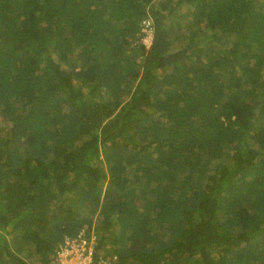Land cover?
<instances>
[{
	"label": "trees",
	"instance_id": "obj_1",
	"mask_svg": "<svg viewBox=\"0 0 264 264\" xmlns=\"http://www.w3.org/2000/svg\"><path fill=\"white\" fill-rule=\"evenodd\" d=\"M84 228L95 262L264 264V0H0V264Z\"/></svg>",
	"mask_w": 264,
	"mask_h": 264
},
{
	"label": "built area",
	"instance_id": "obj_2",
	"mask_svg": "<svg viewBox=\"0 0 264 264\" xmlns=\"http://www.w3.org/2000/svg\"><path fill=\"white\" fill-rule=\"evenodd\" d=\"M146 40L150 43L152 38V27L149 21L146 22ZM96 236L88 234L86 228L74 236H67L58 245L55 251L56 264H112L113 257L99 256L95 262ZM116 258L114 257V260Z\"/></svg>",
	"mask_w": 264,
	"mask_h": 264
}]
</instances>
